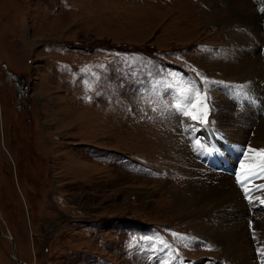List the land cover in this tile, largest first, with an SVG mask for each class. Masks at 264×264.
<instances>
[{"label": "rangeland", "instance_id": "1", "mask_svg": "<svg viewBox=\"0 0 264 264\" xmlns=\"http://www.w3.org/2000/svg\"><path fill=\"white\" fill-rule=\"evenodd\" d=\"M215 2L0 0V264H16L9 237L26 264H225L207 219L174 201L203 182L205 147L251 156L217 100L264 119V90L238 103L243 84L218 68L254 58L264 87V32L244 50L231 22L205 24ZM210 130L218 142L203 136L195 157Z\"/></svg>", "mask_w": 264, "mask_h": 264}, {"label": "bare ground", "instance_id": "2", "mask_svg": "<svg viewBox=\"0 0 264 264\" xmlns=\"http://www.w3.org/2000/svg\"><path fill=\"white\" fill-rule=\"evenodd\" d=\"M214 4L215 5L212 4L210 8L211 13L203 16L205 18V24L218 26L221 24L226 25L231 22L233 28L235 27L236 30L239 29L243 32L241 38L242 42L241 39L239 41L241 47L244 48V50H246L245 48H253V51L256 50L257 46L256 44L253 45L254 40L251 39V35L256 30L264 32V21L262 19L264 11L258 14L259 7H264V0H225L223 5H221V0H219V2H215ZM261 43L263 45L261 47H264L263 42ZM258 57L260 58V56ZM262 59H264V56ZM215 62L216 61L213 63ZM225 65L226 64L218 66V68L224 72V76H227L226 78L230 81L238 82V85L243 84L241 90L233 93L236 101L239 103V98L243 96V98L247 99L249 102L263 104V94H260V90L262 92L264 87H262L258 81L263 79L261 64L255 61L254 58H251L249 60H244V64H242L243 67L241 68H237L230 64H227V66ZM251 99L253 101H251ZM217 102L221 107L217 124H220V126L228 125L230 128V130L226 132V139L233 143H242V140L246 141L247 139L251 142L249 151L251 156L246 155V158L243 157L244 159L240 162V167L253 168L259 164H263L264 119L261 120V118H263L261 110L259 112V117L256 116L255 112L246 113L244 115L240 113L241 115L234 116L232 113L234 110L232 103L222 98L217 100ZM245 103L246 102H243L242 106H244ZM258 120H261L259 124ZM257 124L258 126H256ZM203 133L204 132H202L200 138L196 140L194 147H201V138H203V136L210 142H218L216 141L217 137L220 136L218 131L210 130ZM202 149L204 150V147H202ZM195 171L196 173L205 172L201 179L203 182H198L196 189L191 193V201L189 199H180V196H177L176 200H174L176 203L175 206H177L178 202H183L182 210L191 208L192 211L189 213L191 216H202L207 219L208 224L204 228L205 234L210 240L222 245V255L226 260L225 264H255L258 255L264 254V213L255 212L250 214L248 203L245 198L242 197L240 191L235 186L237 184H234L230 176L215 173L209 169L204 170L203 167L199 169L195 167ZM260 182H264V175ZM262 190L256 192L255 195L260 194L263 197L261 204L264 205V188ZM253 197L254 196H250L252 199ZM178 210H180V208ZM250 221L251 226L248 225ZM251 229H253V231ZM260 244L262 246H260ZM256 254L258 255L256 256Z\"/></svg>", "mask_w": 264, "mask_h": 264}, {"label": "water", "instance_id": "3", "mask_svg": "<svg viewBox=\"0 0 264 264\" xmlns=\"http://www.w3.org/2000/svg\"><path fill=\"white\" fill-rule=\"evenodd\" d=\"M1 234V233H0ZM10 241H11V243H12V246H13V249H12V252H11V258H12V260L16 263V264H26V263H24V262H22V261H19V260H17L16 258H15V255H14V252H13V250H14V243H13V241H12V238H8Z\"/></svg>", "mask_w": 264, "mask_h": 264}]
</instances>
